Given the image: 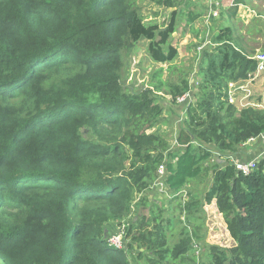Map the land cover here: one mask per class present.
I'll return each mask as SVG.
<instances>
[{
    "label": "trees",
    "instance_id": "trees-1",
    "mask_svg": "<svg viewBox=\"0 0 264 264\" xmlns=\"http://www.w3.org/2000/svg\"><path fill=\"white\" fill-rule=\"evenodd\" d=\"M149 1L168 9L164 26L137 0H0V264H131L133 253L148 264H264V156L249 174L224 157L264 133L262 99L237 109L227 93L257 61L221 27L202 49L194 100L170 144L160 98L176 103L190 79L164 80L160 67L133 89L122 82L123 53L145 39L153 61H172L188 0ZM162 163L174 195L211 173L203 201L192 195L180 208L189 220L214 202L232 246L194 248L199 227L186 225L169 246L168 214L149 199ZM148 204L149 215L137 207L131 217ZM129 218L123 246L110 245Z\"/></svg>",
    "mask_w": 264,
    "mask_h": 264
},
{
    "label": "rangeland",
    "instance_id": "rangeland-1",
    "mask_svg": "<svg viewBox=\"0 0 264 264\" xmlns=\"http://www.w3.org/2000/svg\"><path fill=\"white\" fill-rule=\"evenodd\" d=\"M138 6L140 7L142 15L145 16L146 20L152 19L155 22L164 26L168 20L169 14L168 9L150 2L149 0H137ZM206 0H188L185 4L181 6L180 13L177 17V28L176 32L172 34L170 39L171 45L177 48L178 54L176 57L167 63H157L152 60L147 50L148 41L145 39L140 40L136 43V48L125 57L124 53V67L122 71V82L126 86H130L131 80L127 78L130 73L135 77L133 85L136 87H141V85L146 83V78L149 80L154 71L162 67V79L168 81H176L179 77L184 76L190 79L191 88V100H187L184 106H180L179 103L168 100L170 97L160 98L163 102V112L161 113L162 122L158 127L159 131L168 139V141H173L174 136L181 122L186 116V108L190 101L193 100V95L196 91L197 84V74L199 68V59L201 58V53L203 47H209L212 45L211 37L218 33L219 29L222 27H227L232 31V37L234 40L239 41L241 47L250 55L256 54L261 51L264 52V0H243L238 4L237 9L233 10V4L223 7L221 15L218 17L206 18ZM172 10V9H171ZM191 12L195 17L193 21L188 20V13ZM208 23H205V21ZM202 45V49H198V46ZM137 67L139 69H137ZM139 72V73H138ZM250 93L246 99L249 102L256 103L257 100L264 98V72L260 73L254 78L249 84ZM127 87V88H128ZM129 89V88H128ZM245 92L239 90L237 96L232 100H228L229 103L233 104L235 108L242 109L245 105L246 100H243ZM241 98V99H240ZM154 128L148 129L147 132L153 131ZM255 142H247L245 145L240 146L239 150ZM217 154V153H216ZM215 154V156H216ZM264 147L259 154L254 156L263 157ZM228 158V157H227ZM251 158V157H250ZM247 158V159H250ZM229 159L228 158V162ZM245 159V160H247ZM243 160V161H245ZM211 184V173L200 176L195 180L189 181L186 186L179 192V195H174L171 193L167 187H160L157 185L154 192L149 196V199H155L157 206L163 208V218H165V211L168 214V219L170 220V228L167 229V235L169 236V246L176 243L180 237V232L183 226H187L188 230L193 231L194 227H199L195 229L199 235L197 240H193V247L195 248L198 241L204 244H218L222 247H230L233 245V240L230 237L228 230L226 228L225 222L221 214L218 212L215 203L211 202L206 204L203 202L201 205L202 212H195L192 215H187L183 210L181 211L179 201L183 202L190 197L196 196L201 201H203V196L207 188ZM155 194V195H154ZM148 196L149 194L146 193ZM175 197L173 199L172 197ZM140 209L138 214L143 211L144 215H149L152 206H136L132 209L131 217H135L136 209ZM130 219L124 220L120 226H127L130 223ZM166 220V219H165ZM112 225V223H111ZM125 228L123 229V236H125ZM122 236V238H123ZM126 240V238H123ZM192 248L190 253L196 256L195 249ZM207 251V250H206ZM205 250L201 251L199 260L203 262L207 261V253ZM132 253V252H131ZM190 257H193L191 256ZM178 261V260H176ZM131 264H148L144 257H137L135 253L132 254ZM181 264V263H172Z\"/></svg>",
    "mask_w": 264,
    "mask_h": 264
},
{
    "label": "built area",
    "instance_id": "built-area-1",
    "mask_svg": "<svg viewBox=\"0 0 264 264\" xmlns=\"http://www.w3.org/2000/svg\"><path fill=\"white\" fill-rule=\"evenodd\" d=\"M236 1L237 0H206V4H207L206 10H205L206 18H209L212 16L218 17L221 14L223 7L226 6V4H228L229 6H231L233 4V6H234V5H236ZM204 21H205V23H208V21H206V20H204ZM198 49H202V45H199ZM252 58H254L257 61V68H256L255 73L252 75H248V78L246 80H237V81L228 82V84H227L228 100L232 101L237 96V92L239 90H241V91L245 92V96L242 97V98H244L243 100H246L245 105L253 104V103L249 102V99H246V98H247L248 94L250 93V89H249L250 82H252L254 80V78L257 77L260 73L264 72V52L259 51L256 54H253ZM137 69H139V68L137 67ZM134 79H135L134 75L132 73H130L128 78H127V82H128V80H131L130 86L132 85L133 89H135V85H133V83L135 81ZM146 81H147V78H146ZM146 85L147 84L145 83L143 85V88ZM190 91H191V89H189L183 95L179 96L175 100L176 103H179L180 106H184V104H186L187 100L192 99ZM262 101L264 102V98L262 99ZM256 105L260 106L261 104H256ZM257 139H260V141L264 143V133L260 134L256 138H249L247 141H245L241 145H244L247 142H255ZM259 158L260 157L250 158V159L245 160V161L233 160L232 163H234V166L238 172H241L243 174H249L254 169V167H256L257 161ZM165 170H166V164L165 163H162L158 166L157 171H156L158 176H157V179L155 180V182L153 183V185H151V187L156 188L157 185H159L160 187H166L164 180H163V178L166 175ZM124 228H125L124 225L123 226H117L118 231L116 233L108 235L107 240L110 243V245H113L117 248H121L123 246L122 236H123V229Z\"/></svg>",
    "mask_w": 264,
    "mask_h": 264
},
{
    "label": "crops",
    "instance_id": "crops-1",
    "mask_svg": "<svg viewBox=\"0 0 264 264\" xmlns=\"http://www.w3.org/2000/svg\"><path fill=\"white\" fill-rule=\"evenodd\" d=\"M245 145V144H244ZM243 146V145H241ZM264 147V143L260 141V139L256 140V143L253 144H248L244 147H242L239 152H236L234 154L232 153H226L224 154L225 158H231L229 159V161L232 163L233 160H245L247 158H253L254 156H256L257 154H259V152H261L263 150ZM216 157H218V154H216ZM218 159V158H217ZM220 162H222V160H220ZM151 199V198H150Z\"/></svg>",
    "mask_w": 264,
    "mask_h": 264
},
{
    "label": "clouds",
    "instance_id": "clouds-1",
    "mask_svg": "<svg viewBox=\"0 0 264 264\" xmlns=\"http://www.w3.org/2000/svg\"><path fill=\"white\" fill-rule=\"evenodd\" d=\"M237 1H238V0H237ZM239 4H240V3H239ZM234 6H235V5H234ZM171 9H173V8H171ZM221 12H222V11H221ZM220 15H221V14H220ZM190 89H191V88H190ZM193 100H194V97H193ZM193 100H192V101H193Z\"/></svg>",
    "mask_w": 264,
    "mask_h": 264
},
{
    "label": "water",
    "instance_id": "water-1",
    "mask_svg": "<svg viewBox=\"0 0 264 264\" xmlns=\"http://www.w3.org/2000/svg\"><path fill=\"white\" fill-rule=\"evenodd\" d=\"M173 9H174V8H173ZM173 9H172V10H173Z\"/></svg>",
    "mask_w": 264,
    "mask_h": 264
}]
</instances>
